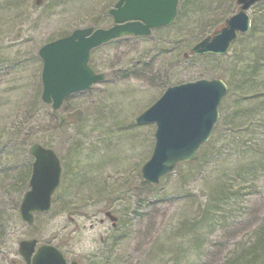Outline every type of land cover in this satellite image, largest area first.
Instances as JSON below:
<instances>
[{"label": "rangeland", "instance_id": "374dc122", "mask_svg": "<svg viewBox=\"0 0 264 264\" xmlns=\"http://www.w3.org/2000/svg\"><path fill=\"white\" fill-rule=\"evenodd\" d=\"M117 1L0 0V233L3 226L8 231L0 240V264H26L18 246L29 238L58 246L79 264H264V110L246 122L257 126L245 131L242 145L223 132L219 156L206 155L195 169L178 163L155 187L142 179L141 168L156 124L135 122L164 93L166 76L180 83L202 73L228 83L254 63L258 50L263 70L245 94L264 96V0L249 10L250 31L222 57L184 59L215 33L205 31L238 11L237 0H195L178 27L95 48L89 64L105 79L53 110L37 97L40 47L76 28L110 27L108 10ZM28 110L35 116L25 115ZM27 138L53 148L63 167L50 211L35 213L32 226L10 205L33 161ZM220 186L222 196L213 198ZM108 212L125 226L119 235Z\"/></svg>", "mask_w": 264, "mask_h": 264}, {"label": "water", "instance_id": "95a60500", "mask_svg": "<svg viewBox=\"0 0 264 264\" xmlns=\"http://www.w3.org/2000/svg\"><path fill=\"white\" fill-rule=\"evenodd\" d=\"M261 0H237L239 11L226 19L215 34L207 35L191 50L195 55H223L229 52L238 34L247 33L251 26L249 10ZM179 0H118L109 14L110 27L76 28L65 36L48 41L39 49L43 61L42 95L53 109L61 107L71 94L91 88L105 75L90 65L92 49L124 36H147L154 28L171 24L177 15ZM228 92L222 78H201L170 85L146 110L140 113L138 124L155 123V143L149 159L141 168L142 179L158 184L173 172L180 162L197 157L202 144L212 136L220 117L219 106ZM34 157L29 188L24 192L19 213L28 225L34 224L36 212H47L62 178L61 160L54 149L34 143L29 148ZM107 215L114 221L117 217ZM18 250L26 264H78L68 262L61 250L52 244L24 239Z\"/></svg>", "mask_w": 264, "mask_h": 264}, {"label": "trees", "instance_id": "16d2710c", "mask_svg": "<svg viewBox=\"0 0 264 264\" xmlns=\"http://www.w3.org/2000/svg\"><path fill=\"white\" fill-rule=\"evenodd\" d=\"M193 2H195V0H179L178 14H177L175 21L173 23L167 25V26L157 28L155 30L178 27L181 24V22L184 20L185 15H187V13L189 12ZM226 15H227V13H226ZM226 15L225 16L223 15L224 18L226 17ZM224 18H221L220 19L221 23L220 22L216 23L215 27L213 29L207 30L205 32H210L212 30H215V33L218 32L220 30L219 28L222 27V20ZM260 19H264V13L261 15ZM254 34H255V27L252 29V35H254ZM203 36H204V34H203ZM258 40H259V42H261V41H263V38H259ZM257 52L258 53L262 52V50H258ZM258 53L255 56L256 59H254V63L246 65V67L249 69H247V68L242 69L241 70L242 74L240 75V77H238V79L234 78V76L236 74L233 73V76L231 77L233 80L232 81L230 80V82L227 83L228 84V93L223 98L222 103H221L220 108H219L221 117H220V120L215 125L211 139L207 143V144H210L209 150L204 155H201L200 157L198 156L195 160H192L190 162H184V163H188L190 165L191 169L197 168L198 164L202 162L203 158H205L206 155H209V154L214 155V156L220 155L219 153L216 152V150L218 149V143L220 141L219 136H222L223 132H225V134L229 137L230 141L233 142L235 146H240V145H242L240 140L241 141L243 140V136H244L245 131L248 132V131H255L256 130L257 125H255V122L252 125L251 124L247 125L246 122L248 120H250L253 116H256V114H261V111L264 110V96L258 94V92H255V94H253V95H250L249 93L245 94V89L250 84V82L252 80L259 77L260 73L263 70L262 65H261L262 60H261V58H259ZM209 56L222 57V55H214V54H205L202 56H197V55L193 54L191 51L184 56V59H186L188 57H190V59H200V58H205V57H209ZM203 76H204V74L201 73L199 76L195 77V79L196 78H203ZM221 76H222V74H221ZM178 83L179 82H173L172 77L166 76L163 79L162 85L166 89L168 86L173 85V84H178ZM180 83H182V81H180ZM235 91L239 92L238 94H236L234 96V98L237 100L238 104H234L233 109L229 113H227L226 112L227 111L226 105L229 102V100L231 99V97L233 96V92H235ZM41 93H42V88L40 86V89L37 90V97L38 98H40ZM71 96H73V95H71ZM71 96H69L67 99H69ZM38 100H40V99H38ZM29 111L30 110L25 112V115L35 116V110L32 112H29ZM238 139H239V141H238ZM25 142L27 144L34 143L31 138L23 139V144ZM31 172H32V160H29L26 175L22 179V181L20 183L21 185L19 187H17L15 190V193H17V195L13 196V198L10 202V205L13 207L12 210H14V216L15 217H16V208H19L22 196H23L24 192L29 188V179L31 176ZM145 183H147V182H145ZM147 184H148V186L151 185L149 183H147ZM152 186L155 187L156 185H152ZM213 193L215 195V196H213V198H218L219 196H222V186L216 187L213 190V192H211V195H213ZM123 225H121L120 219H118L117 224L115 226H113L111 229L112 232L114 233L113 235H119V233L125 227ZM1 230L2 231L0 233V236H2V237L0 238V240L5 239V237H7V232H8L7 227H5V226H3V228ZM190 249H191V247L187 248L188 251ZM80 260H81V258H80Z\"/></svg>", "mask_w": 264, "mask_h": 264}]
</instances>
